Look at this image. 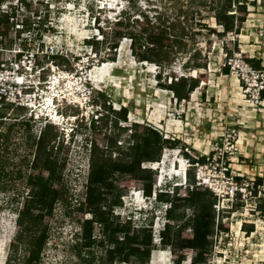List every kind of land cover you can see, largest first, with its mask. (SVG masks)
<instances>
[{"label": "rangeland", "instance_id": "rangeland-1", "mask_svg": "<svg viewBox=\"0 0 264 264\" xmlns=\"http://www.w3.org/2000/svg\"><path fill=\"white\" fill-rule=\"evenodd\" d=\"M1 1L0 60L10 57L11 52L19 47L25 52L35 51L38 44L42 45L41 53L45 51V46L50 44L55 45L57 50H61L62 45L64 54L67 50L68 56L52 60L45 58L43 61L39 59L38 63L41 65L45 63H48V66L66 65L68 69H73L76 66L72 63V56L80 59L88 57L90 53L96 54L90 78L98 88L94 91L97 102L99 105L106 102V106H110L113 111L121 107L129 110L127 121L118 123L119 128H127L125 131L115 127V114L110 110L107 115L103 107L105 118L102 119L99 115L96 130L92 129V122L86 117L91 114V109L82 111L64 106L58 110L59 126H56L55 131L58 132L59 138L54 152L64 165L60 182L69 190L71 201L70 204L58 203L55 206L54 217L48 222V242L37 264L109 263L106 250L111 245L108 239H105L99 225L95 224L100 231L96 233L92 249L81 251L77 247L82 231L81 224L83 221L91 220L93 216L90 211L81 214L76 210L85 200L95 145L101 153L111 154L113 159L119 158V153L132 154L131 148L135 144L132 134H141L144 128L152 126L162 133L164 139L169 137L170 140H181L196 158L206 157V164H199L190 171L189 184L194 183V180L198 182L199 177L200 181L209 182L214 190L219 189L222 192L230 190L231 181L221 173L224 163H227V166L230 164L229 176L235 177L237 181L246 177L256 180L262 178L264 181V177H261L264 176V120L261 116L263 110L254 108L249 96L245 97L241 87L243 83L229 65L234 54L239 52L243 53L248 63V60L264 57V0H249L255 1L256 7L249 6L250 14L239 35L230 33L222 38L211 34L209 36L212 40L211 47L205 41L196 45L201 49L202 56L207 58V68L199 71V74H202L200 86L187 102H178L174 94L160 84H170L172 80L176 81L183 76L187 78L198 76L193 70L184 68V64L190 58L189 53L178 54L176 57L169 53L174 62L168 68H161L149 62L139 63L132 55L131 40L128 38L121 41L117 50L110 49V45L115 43L110 30L124 13L130 12L132 15L135 11L146 12L150 18L161 13L164 20L171 22L181 11L191 9L189 23H192L199 18L192 17L196 10L208 14L205 9L207 5L204 4L209 0H197V3L194 0H117L113 8L108 0H25L32 4L30 9L26 8L22 0ZM4 13L10 16L8 23L3 17ZM46 18L48 22L43 26L42 22ZM95 18H98V21H95ZM136 18L142 17L137 14ZM209 23L221 30L215 20L210 19ZM197 28L199 27L195 26L196 30ZM100 29L109 32L107 42L103 40ZM203 32L208 34L206 31ZM92 37L102 42L98 53L87 43V39ZM243 40L248 42L243 43ZM235 41H238L237 45ZM251 43L258 46L250 51L251 54L249 53L253 56L258 55L254 58L246 55L245 49L239 46ZM227 50H231L232 55L227 54ZM225 66H229V74L224 73ZM262 66L264 70V65ZM159 73L162 74L161 80L157 77ZM95 80H99V83ZM101 95H105L106 98H102ZM5 112L7 117L0 122V135L7 133L10 125L16 124V127L12 129L8 142L0 139V160L10 159L9 164L3 166L0 163V188L9 185L14 191L7 194L0 192V264H27L26 257L32 239L30 236L33 235L25 234L23 239L18 236V210L28 194L27 178L32 173L31 162L36 150L34 142L41 135L45 124L32 122L23 109L6 110L0 114ZM15 115H22L20 121L14 119ZM73 117L77 118L72 120ZM24 122L31 124V133L26 132ZM136 123L141 127L131 130V126ZM110 140L116 141V145H111ZM216 142L222 148L221 159L218 155H212V148ZM164 149L160 162L166 152ZM173 149L174 151L167 152L168 160L165 161L163 169L165 171H162L165 181L168 182L167 186L182 182L181 177L173 178L172 162L180 157L179 150L185 148L180 145ZM148 163L156 162L148 160L143 164ZM154 172L157 183L159 173ZM6 173H12L14 177L6 178L4 176ZM123 186L125 191L118 187L113 191V197L110 195L112 200L121 195L122 200L121 205L114 207V219L118 218L120 223L124 224L130 218L132 225L141 229L152 224L155 233L153 237L156 235V241H159L157 233L168 220L165 216V205L153 198L147 199L142 183L134 184L125 180ZM154 188L155 185L153 191ZM202 189H209L215 196L212 189L206 186L198 187V190ZM178 192L183 194L184 188ZM22 193L24 197H21ZM170 197L174 198L171 195ZM230 201L228 196L216 197L213 206L216 224L219 222L228 228V232L220 233L219 228L218 231L215 230L207 257L210 262L208 264H264V214L259 209L260 206H264V184L262 183V196L249 200L248 204L239 200ZM141 208L143 210H140ZM193 213L194 209L190 207H182L175 212L185 215L184 222L191 221ZM245 222L254 224L256 234L251 239H246L247 234L240 228V224L243 225ZM182 223H171V226L178 230V225ZM190 231L188 230L186 234H190ZM175 251L179 253L178 250ZM173 255L167 250L162 255L164 260L159 262V254L153 250L150 259L142 261V264H177L173 262ZM191 260L189 255L182 264H191Z\"/></svg>", "mask_w": 264, "mask_h": 264}, {"label": "trees", "instance_id": "trees-1", "mask_svg": "<svg viewBox=\"0 0 264 264\" xmlns=\"http://www.w3.org/2000/svg\"><path fill=\"white\" fill-rule=\"evenodd\" d=\"M26 8H31L32 4L22 0ZM197 3V0H194ZM0 2H2L0 0ZM207 5V15L196 10L197 20L189 23L192 10L181 11L173 21L164 20L163 14L158 13L154 18H150L146 12L135 11L131 15L130 12L124 13L120 19L113 24L111 32L114 35L115 43L110 45V49L117 50L123 39L131 40L132 55L139 63H154L161 68H168L174 62L169 53L190 54V58L184 64V68L193 71H200L207 68V58L202 56L201 49L197 48L199 42L205 41L211 47L212 40L209 38L211 34L218 37H226L233 33L239 35L242 25L247 21L250 14L249 6L256 7V2L249 0H209L205 2ZM198 5V4H196ZM134 7V6H133ZM195 7V6H194ZM140 12V13H139ZM6 22L8 23L10 16L4 13ZM139 14L142 18H136ZM183 18V19H182ZM213 19L221 28L211 26L209 20ZM98 21V18H95ZM48 22L46 18L42 25ZM169 24L167 25V23ZM195 26H198L197 30ZM103 33V40L108 41L109 32L100 29ZM206 31L208 34H204ZM87 43L92 50L99 52L100 41H96L95 37L87 39ZM238 44V41H235ZM25 48L27 45L25 44ZM227 54L232 55L231 50H227ZM21 54L19 55V57ZM247 57V56H246ZM115 58H113L114 60ZM256 69H263L260 59L248 60ZM225 74H229V66L223 68ZM161 73L157 75L161 80ZM201 75L197 77L187 78L181 77L176 81L172 80L170 84H160L166 90L171 91L178 102H187L190 100L191 94L200 86ZM106 98L105 95H101ZM264 98V92H263ZM104 108L107 115L111 107L106 106V102L100 104ZM9 110V109H8ZM20 110V109H19ZM22 110V109H21ZM115 114V127L122 131L127 128H119V121L126 122L129 110L121 107L119 110H111ZM18 112V110H17ZM7 112L0 114V122L6 118ZM17 121L22 115H15ZM105 118V115L101 117ZM108 119V118H106ZM24 128L27 133L32 132V126L29 122H24ZM108 122H105L107 127ZM92 129L96 130V121H92ZM16 127L12 124L8 127L5 134L0 135V139L8 142L10 140L11 131ZM141 127L140 124L131 126V130ZM56 126L46 124L41 130V135L35 143V157L31 162L32 173L27 178V197L24 199L21 208L18 210V236L22 239L25 234H32L29 244L28 255L26 257L27 264H37L41 260V255L48 242L49 225L48 222L53 219L55 206L58 203L70 204L71 197L69 190L61 184L62 169L64 165L57 158L54 148L59 138L58 132L55 131ZM135 140L132 154L119 153V158L113 159L110 155L100 152L95 145L92 155V162L89 170L88 183L86 187L85 200L79 204L77 212L84 214L90 211L93 215L91 220L83 221L81 224V234L77 247L81 249H92L95 242V234L98 228L95 224L102 228L105 239H108L110 247L107 248L108 264L115 262H128L129 264H142V261L150 259L153 250L171 251L173 262L182 264L187 256H191V264H208L207 257L212 247V241L216 230V212L214 205L216 196L209 189L198 190L184 193L178 197L171 198L168 194H159V203H171L172 207L166 212L168 223L166 228L161 232L160 244H154L152 224L145 228H136L132 225L131 220H127L124 224L120 223L118 218L114 219V207L121 205V195L114 200L113 191L120 187L123 191V182L125 180L135 183H142L143 192L146 197H151L153 187L156 184L154 170L143 169L141 165L151 160L160 162L161 153L164 148H176L182 146L187 148L181 140L164 139L162 133L149 126L144 128L141 134H132ZM4 138V139H3ZM111 145H116V141L110 140ZM116 147V146H115ZM99 152V153H98ZM187 155V154H186ZM213 155V153H212ZM188 156V155H187ZM10 159L0 160L2 165L9 164ZM193 163L206 164L205 156H197V160L192 159ZM6 178L14 177L12 173L4 174ZM191 177V172L189 173ZM238 179V178H237ZM118 180V181H117ZM196 183V181H193ZM263 179L258 178L257 184L262 185ZM14 189L9 185L0 188V192L7 194ZM19 195V194H18ZM24 197L23 193L20 194ZM19 195V197H20ZM182 207H190L194 209L191 221L184 222V214H175ZM259 209L264 214V206ZM187 219V218H186ZM152 219L151 222L152 223ZM183 222L178 225V230L171 226V223ZM247 224L242 225V229L246 234L254 231V225L251 229L246 230ZM220 231L228 232L222 224H218ZM188 230H191L186 234ZM100 231V229H99ZM103 245V242H101ZM15 246V243H14ZM175 250H178V254ZM81 254V252L79 253Z\"/></svg>", "mask_w": 264, "mask_h": 264}, {"label": "built area", "instance_id": "built-area-1", "mask_svg": "<svg viewBox=\"0 0 264 264\" xmlns=\"http://www.w3.org/2000/svg\"><path fill=\"white\" fill-rule=\"evenodd\" d=\"M41 42L43 43V41ZM41 48L42 45L38 44L35 51L25 52L19 47L11 52L12 55L10 57L0 60V113L8 109L11 111H14V109H23L34 123H44L46 126L47 122L59 126L58 120L60 117L58 110H61L65 106L78 110L80 109L82 111L89 108L91 109V114L86 117L90 122L99 121V115H101V117L103 116V110L94 94V91L98 88L92 81V78H90L91 66L95 64L94 59L97 57L96 54L90 53L88 57L79 56L80 59H77L76 56H72V63L75 64L76 67L68 69L66 65L48 66V63L42 65L38 63L39 59L43 61L45 58L48 60L61 57L68 58L67 50L66 54H64V47L62 45H60L61 50H57L55 45L50 44L49 46H45L46 49L42 53L40 52ZM40 53L42 56H40ZM20 54L21 56L19 57ZM231 60L232 63L229 65H231L232 71L236 72L238 78L242 81L243 85L241 87L245 97L249 96L254 108L262 111V107H264V98L262 96L264 92V70L253 68L244 59L242 52L235 53ZM167 139H169V137H167ZM168 151H174V149L165 148V153L162 156L161 162L153 164L148 163V165L142 164L143 169H152L159 173L153 195L151 197H146L147 199L153 198L155 201H158L159 194H168L175 198L201 186L212 189L216 197L221 195L227 198L228 196L231 199L230 202L239 200L240 202L248 204L249 200L262 196V185L257 184L256 178L246 177L241 181L235 180V177L231 178V176H229L230 164L227 166V163H224L225 166L221 167V173L228 181H231L229 182L232 186L230 190L223 192L219 189L214 190L209 182L205 180L200 181L199 177L198 182L189 184V172L192 168L199 165V163H193L192 159L197 158L192 154L189 148L181 149L178 152L186 169L183 175L174 176L173 178L178 179L181 177L182 182L173 184V187L167 186L168 182L165 181V176L162 174L164 170L160 167V164L164 161L163 158L165 156L168 157ZM212 151L213 156L218 155L219 159H221L220 156L223 155V152L218 142L214 144ZM180 159H178V166H180ZM207 159L209 160L210 158L208 157ZM225 187L226 186H224V188ZM170 188L172 189L170 190ZM181 188H184L183 194L178 192ZM256 193L258 194L256 195ZM162 204L165 205L164 210L166 216V212L171 209L172 204ZM167 223L168 220L163 224V229L161 231L159 230L157 233L159 241H156L157 237L154 235L155 245L160 244L161 232L166 228ZM218 224L219 222L217 223L216 231H218ZM240 228H242V224ZM219 232L222 233L221 231ZM153 234L155 233L153 232ZM154 252L159 254L158 261L161 262L163 259L162 255L166 251L154 250ZM169 253L172 254L171 251H169ZM114 264L129 263L115 262Z\"/></svg>", "mask_w": 264, "mask_h": 264}, {"label": "bare ground", "instance_id": "bare-ground-1", "mask_svg": "<svg viewBox=\"0 0 264 264\" xmlns=\"http://www.w3.org/2000/svg\"><path fill=\"white\" fill-rule=\"evenodd\" d=\"M117 0H108L110 6L113 8L115 6V3H116ZM195 74H199V71H193ZM95 82L99 83V80H95ZM72 120H74L75 118H71ZM178 159H180V157H177L175 158V160L172 162V168H173V175L174 176H181L184 174V171H185V165H184V162L182 161V159H180V166L177 165V163H179ZM163 162L160 164V166H163L162 168L165 169L164 165H165V161L168 160V157H164L163 158ZM175 166V167H174ZM165 171V170H164ZM140 198V197H139ZM139 202L141 203L142 201H140L139 199ZM140 210H143V208H141ZM241 226V224H240ZM1 254V253H0ZM164 254V253H163ZM164 260V257L161 261ZM159 263V262H158Z\"/></svg>", "mask_w": 264, "mask_h": 264}, {"label": "crops", "instance_id": "crops-1", "mask_svg": "<svg viewBox=\"0 0 264 264\" xmlns=\"http://www.w3.org/2000/svg\"><path fill=\"white\" fill-rule=\"evenodd\" d=\"M249 41H254V40H249ZM258 41H260V40H258ZM244 42H248V40H243V43ZM253 43V42H252ZM249 44V45H243V46H241V45H239L240 46V48H244L245 50L244 51H246L245 53H247L246 55H248L249 53L251 54V52L250 51H252V49H256L258 46H256L255 44L253 45V44ZM264 45V44H263ZM256 51H258V50H256ZM249 54V55H250ZM257 54H259V53H257ZM253 55H250V57H252ZM256 56H258V55H256ZM256 56H253V58L254 57H256ZM258 59H261L262 60V64L264 65V57L262 56L261 58H258ZM262 116V118H263V120H264V107H263V114L261 115ZM248 167V166H247ZM247 173V172H246ZM261 177H264V176H261ZM263 184H264V181H263ZM246 224H247V227H246V230H248V229H251L252 228V225H254V224H248L247 222H245ZM244 224V223H243ZM244 231V230H243ZM244 233H246V231H244ZM256 234V231H255V228H254V231L252 232V233H250V234H247V238L246 239H251L254 235ZM249 241V240H248Z\"/></svg>", "mask_w": 264, "mask_h": 264}]
</instances>
